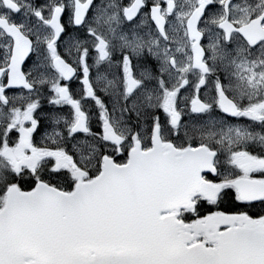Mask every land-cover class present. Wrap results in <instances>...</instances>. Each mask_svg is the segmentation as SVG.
<instances>
[{
	"label": "snow or ice",
	"instance_id": "snow-or-ice-1",
	"mask_svg": "<svg viewBox=\"0 0 264 264\" xmlns=\"http://www.w3.org/2000/svg\"><path fill=\"white\" fill-rule=\"evenodd\" d=\"M0 264H264V0H0Z\"/></svg>",
	"mask_w": 264,
	"mask_h": 264
},
{
	"label": "trees",
	"instance_id": "trees-1",
	"mask_svg": "<svg viewBox=\"0 0 264 264\" xmlns=\"http://www.w3.org/2000/svg\"><path fill=\"white\" fill-rule=\"evenodd\" d=\"M228 206H230V202L227 200L225 201L224 204L221 205V207H228Z\"/></svg>",
	"mask_w": 264,
	"mask_h": 264
},
{
	"label": "rangeland",
	"instance_id": "rangeland-1",
	"mask_svg": "<svg viewBox=\"0 0 264 264\" xmlns=\"http://www.w3.org/2000/svg\"><path fill=\"white\" fill-rule=\"evenodd\" d=\"M74 86H75V84H74ZM240 122H244V121H240ZM95 130V129H94ZM39 136V135H38Z\"/></svg>",
	"mask_w": 264,
	"mask_h": 264
},
{
	"label": "flooded vegetation",
	"instance_id": "flooded-vegetation-1",
	"mask_svg": "<svg viewBox=\"0 0 264 264\" xmlns=\"http://www.w3.org/2000/svg\"><path fill=\"white\" fill-rule=\"evenodd\" d=\"M39 134H37V138H39V136H38Z\"/></svg>",
	"mask_w": 264,
	"mask_h": 264
}]
</instances>
